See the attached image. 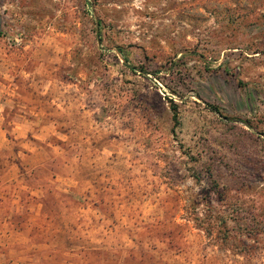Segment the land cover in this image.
Masks as SVG:
<instances>
[{
    "label": "rangeland",
    "instance_id": "obj_1",
    "mask_svg": "<svg viewBox=\"0 0 264 264\" xmlns=\"http://www.w3.org/2000/svg\"><path fill=\"white\" fill-rule=\"evenodd\" d=\"M9 231L0 264H264V0H0Z\"/></svg>",
    "mask_w": 264,
    "mask_h": 264
},
{
    "label": "trees",
    "instance_id": "obj_2",
    "mask_svg": "<svg viewBox=\"0 0 264 264\" xmlns=\"http://www.w3.org/2000/svg\"><path fill=\"white\" fill-rule=\"evenodd\" d=\"M97 22H98V21H97ZM97 22H96V24H97V26H98L99 23H97ZM97 28H98V27H97ZM118 51L121 52L120 49H118ZM209 108H210L211 110L217 111V108L214 107V106H211V105H210ZM169 109H170V111H171V120H172L173 124H176V123H177V111H176V106H175V104L171 102V103L169 104Z\"/></svg>",
    "mask_w": 264,
    "mask_h": 264
},
{
    "label": "crops",
    "instance_id": "obj_3",
    "mask_svg": "<svg viewBox=\"0 0 264 264\" xmlns=\"http://www.w3.org/2000/svg\"><path fill=\"white\" fill-rule=\"evenodd\" d=\"M10 233H11V231H9L7 234L6 233H3V232H0V236H1V234L5 235V236L6 235H11ZM0 240H1V237H0Z\"/></svg>",
    "mask_w": 264,
    "mask_h": 264
}]
</instances>
